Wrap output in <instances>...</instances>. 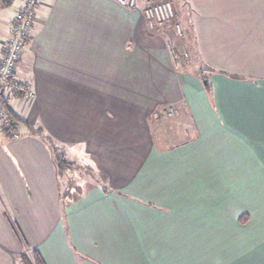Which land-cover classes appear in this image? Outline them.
Returning a JSON list of instances; mask_svg holds the SVG:
<instances>
[{"label": "crops", "instance_id": "crops-1", "mask_svg": "<svg viewBox=\"0 0 264 264\" xmlns=\"http://www.w3.org/2000/svg\"><path fill=\"white\" fill-rule=\"evenodd\" d=\"M185 2L206 80L140 11L42 0L18 64L34 97L7 104L18 139L0 129V264L24 247L45 264H264V0ZM21 6L0 0V58ZM172 105V126L153 119ZM43 136L93 173L71 200Z\"/></svg>", "mask_w": 264, "mask_h": 264}, {"label": "built area", "instance_id": "built-area-1", "mask_svg": "<svg viewBox=\"0 0 264 264\" xmlns=\"http://www.w3.org/2000/svg\"><path fill=\"white\" fill-rule=\"evenodd\" d=\"M117 5L133 10L140 11L148 29L154 26L160 27L170 22L175 16L174 4L177 0H167L140 9V0H111ZM42 0H22V6L16 13L10 28V34L4 46L3 54L0 58V129H11L12 121L10 119L7 104L15 97H21L24 101H31L34 97L33 89L30 84L18 77V64L21 58L25 42L29 39L31 29L34 25L35 14ZM154 23V24H153ZM176 35L180 36L179 24L174 27ZM185 53V52H184ZM185 57L186 55L183 54ZM177 113V106L172 105L159 110L153 115L157 120L172 119ZM17 130H11L9 137L18 139Z\"/></svg>", "mask_w": 264, "mask_h": 264}, {"label": "rangeland", "instance_id": "rangeland-1", "mask_svg": "<svg viewBox=\"0 0 264 264\" xmlns=\"http://www.w3.org/2000/svg\"><path fill=\"white\" fill-rule=\"evenodd\" d=\"M163 1H167V0H140L139 6L140 9L143 10L146 7L152 6L154 4H159L160 2ZM174 11H175V16L172 18L170 22H167L165 25L160 27L154 26L152 30L151 28L150 29L147 28V32L150 34V36L154 37L155 39H159L166 44L169 52L171 53V57L175 68H178L185 73L189 71L193 72V70H196L199 76H202V80H206L204 76L206 71L201 66L200 59L194 47V39L192 38L190 32L191 19H192L191 10L187 5V3L185 2V0H177L174 4ZM177 24H179L180 26V31H181L180 36L176 35L174 29L175 25ZM146 26L148 27L147 23ZM183 54H185L186 57ZM173 120L170 119L167 120V122L165 121L162 122L161 120L156 122L157 123L162 122L165 125L168 124L169 126L170 124V126H172ZM92 174L93 173H91L90 171L81 167L72 169L69 173L64 174L65 181L66 180L68 181L67 189L65 190L66 191L65 201L71 200L74 194L80 193L87 184H90L91 180L88 175L91 176ZM94 175L96 176L97 173L94 172ZM247 220L248 218L245 215L239 217L238 219L241 225H243V223H247ZM235 250L237 249L235 248ZM235 250L231 249V251H233L231 252L232 257L237 256ZM31 254H32L31 250H28L26 247H24L21 250L20 255L18 257V259H20L21 264H23L24 257L27 259V261L32 263Z\"/></svg>", "mask_w": 264, "mask_h": 264}, {"label": "trees", "instance_id": "trees-1", "mask_svg": "<svg viewBox=\"0 0 264 264\" xmlns=\"http://www.w3.org/2000/svg\"><path fill=\"white\" fill-rule=\"evenodd\" d=\"M7 110H8V108H7ZM8 113H9L10 119L12 121V124H11L12 127H11V129L1 130V131L5 132V134L9 136L11 130H17L19 126L23 125V123H22L21 119H19V117H16L15 115H13L9 110H8ZM27 128H28L29 134L38 135V136L42 135L41 131L37 128H31V127H27ZM43 139H44L45 143L48 145V147H49V149L53 155L55 168L57 170V174H58L59 178L60 177L64 178V174L66 172H68V170L76 169L78 167L74 163L66 161L64 156L61 154V152L57 149V147L52 143V141L49 138L43 136ZM64 185H65L64 186L65 188L62 190L64 193L63 197H65V192H66L65 190L67 189V185H68L67 180L64 182ZM63 197H61V198H63ZM31 252H32V254H31V257H32L31 262L32 263L27 261V259L24 257L23 258V260H24L23 264H45L43 259L41 258V256L36 251H31Z\"/></svg>", "mask_w": 264, "mask_h": 264}]
</instances>
